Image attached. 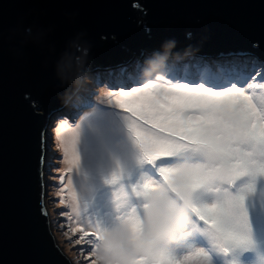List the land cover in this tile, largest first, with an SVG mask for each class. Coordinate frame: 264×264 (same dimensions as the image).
<instances>
[{
	"label": "water",
	"instance_id": "1",
	"mask_svg": "<svg viewBox=\"0 0 264 264\" xmlns=\"http://www.w3.org/2000/svg\"><path fill=\"white\" fill-rule=\"evenodd\" d=\"M149 46L264 57V0H0V264H75L42 199L49 109Z\"/></svg>",
	"mask_w": 264,
	"mask_h": 264
},
{
	"label": "snow or ice",
	"instance_id": "2",
	"mask_svg": "<svg viewBox=\"0 0 264 264\" xmlns=\"http://www.w3.org/2000/svg\"><path fill=\"white\" fill-rule=\"evenodd\" d=\"M246 85L252 87L247 81L235 80L219 89L201 82H172L159 89L151 81L139 88L127 86L122 95L145 93L142 106L162 122L161 132L167 128L168 136L178 140L141 139L137 134L140 154L136 162L150 166L156 181L134 185L131 192L143 202L130 204L129 211L106 223L102 233L84 232V236L95 235L102 245L108 242L104 250L107 264H128L129 260L133 264H181L167 246L182 236L190 237L188 247L204 245L198 255L209 256L214 251L228 255L250 244L254 231L264 232V191L258 198V186L264 190V100L256 104L255 94L246 91ZM117 103L126 108L123 102ZM126 110L136 114L131 107ZM182 152L191 153L183 164L162 158ZM188 159L193 163L188 164ZM115 166L112 184L124 177V163L116 159ZM104 182L109 181L106 178ZM217 182L211 202L197 195L201 190L210 191L209 185ZM118 227L126 229L125 236L114 235ZM201 237L208 240L210 248ZM100 246L97 244L98 249ZM188 259L190 256L184 257ZM209 259L210 264H219Z\"/></svg>",
	"mask_w": 264,
	"mask_h": 264
},
{
	"label": "rangeland",
	"instance_id": "3",
	"mask_svg": "<svg viewBox=\"0 0 264 264\" xmlns=\"http://www.w3.org/2000/svg\"><path fill=\"white\" fill-rule=\"evenodd\" d=\"M131 49L132 47L127 48V51H131ZM162 58L168 59L166 57ZM186 59V57L177 58L174 56L173 63L176 66H171L172 74L157 75L156 80L151 82L157 85L158 89L166 88L176 81V74L178 73L181 74L180 80L201 82L205 86L211 84L217 89L234 80L241 83L247 81L252 84V87L247 88L246 85V91L255 94V103L260 104L264 100V79L259 76L261 72L259 66H256L255 74L253 72L249 73L252 76V79H249V76L244 77L241 74L243 71L241 67L235 70V74L232 73L235 68L224 70L223 67L220 68L219 72L211 74L210 67L195 70ZM154 60L153 55L148 59L141 55L139 60L136 61L135 58V60L128 62L127 66L120 65L110 69L101 68L84 73L81 76L75 100L68 102L65 109L68 112L69 106H73V109L69 112V115L72 114L73 117L55 119L50 124V130L47 132H50V134L53 132V135L47 136V133L45 134L44 143L48 154L45 159L47 165H45L44 174L46 182H48L46 188L49 191L48 196H43V198L45 205L49 207L53 231L72 253L75 264H91L93 260L96 261V264H107L108 258L105 257L102 251V243L96 239L95 235L84 236V232L102 233L106 223L114 220L115 216L129 211L128 206L130 204L139 205L143 202L142 197H136L131 192L134 185L141 186L156 181V177L151 173L150 166L136 162V157L140 154L136 140L137 134L141 139L162 137L178 140L177 136H168L169 129L167 128L161 132L162 122L154 118L150 109L142 106L145 93L136 92L125 97L122 93L127 91L128 88L119 92L114 90L120 86L126 88L128 85H132V81L127 77L126 72L132 68L134 63H137L136 71L142 72L143 68H146L150 63L154 67ZM115 69H118L117 71L120 74L121 79L119 82L114 80ZM226 71H228L227 76ZM158 80H163V82L156 83ZM102 81L108 83L109 86L97 88ZM147 82L149 81L144 83ZM237 86L239 87L240 84L238 83ZM117 100L123 102L126 108H133L136 114L133 115L126 108L122 109ZM64 137H67L69 147L65 146ZM70 148L75 150L76 158L77 156L80 157V153H82L83 168L82 171H76V176L80 179L78 182L82 188L80 190L92 202L87 201L83 205L82 211L87 207L88 210L94 212L93 215H90L87 211V215L82 211L74 213L68 206V196L71 188V184L69 186L68 182L75 174V167L69 157ZM190 155L189 152H182L177 157L162 158L172 159L175 163L183 164L185 158ZM116 159H120L125 165L124 177L118 183L112 184L111 173L116 170ZM187 163L191 164L193 160L188 159ZM129 171L132 173L131 177ZM106 178L109 181L108 183L104 182ZM217 185H219V182L209 185L210 191L201 190L197 195L202 200L211 202L216 195L215 187ZM260 191L264 190H259L258 186V198ZM117 205L120 206L119 212L117 211ZM90 218L92 222L87 223V219ZM98 225L99 227H97ZM186 227L189 231L193 230L191 224L186 225ZM129 235H131L130 224ZM82 236L84 239L80 243H75ZM188 239L190 237L182 236L178 241L167 246V251L177 257L181 264H210L209 256L212 261H219V264H233V261H236L237 264H264V232L254 231L252 242L233 249L229 252L230 256L219 251L211 252L209 256L198 255V249L204 245L188 247ZM201 239H204L209 248L211 247L206 238L201 237ZM97 244L101 245L99 249ZM207 250L206 248L205 251ZM185 256H190V259L185 261ZM138 259L139 257H137ZM128 264H133V262L129 260Z\"/></svg>",
	"mask_w": 264,
	"mask_h": 264
},
{
	"label": "trees",
	"instance_id": "4",
	"mask_svg": "<svg viewBox=\"0 0 264 264\" xmlns=\"http://www.w3.org/2000/svg\"><path fill=\"white\" fill-rule=\"evenodd\" d=\"M136 48L138 50L137 53L139 52L138 54H142L144 51H148V52L159 51L161 53H164V54H161L162 56H164V57L167 56L166 51H164L160 46L136 47ZM148 52L145 53V56H147V57L150 56V53H148ZM243 54H244L243 51H240V52H237V53H234L232 55L225 57L224 55L220 54L216 50L202 51V52L197 53L196 56H193V59H192L193 61H192L191 65L195 70H202L204 67H210L211 74L213 72H219L221 67H223L224 70H230L229 68H235L234 71L232 72L233 74H235L236 73L235 70L238 69L239 67H241L243 69L241 74L244 77H248L251 70L255 69L256 66H260L261 73H264V58H262L261 56H258V55H252V59H251V61H249V57L251 55L248 53H245L244 55ZM154 57H155L154 61H156V62L153 61V63H155L154 67L150 63L147 65L146 68H143L142 72H140V71L137 72L136 71L137 63H135L133 65V67L127 72V77H129L131 79L132 86L138 87V86L142 85L145 81H154V80H156L157 75H163V74H167V73H169L170 75L172 74L171 66L175 67L176 64L173 63L170 58H168L166 60L160 59V54H157V53L154 54ZM201 57L203 58V61L199 62ZM166 64H168V65H166ZM112 65H114V64L113 63H106L105 64V66H112ZM227 72L228 71H226V73H225L226 76L228 75ZM120 79H121L120 74L116 70L115 74H114V80L119 82ZM159 82H163V80L156 81V83H159ZM174 82L184 83L186 81L180 80V74L178 73V74H176V81H174ZM107 85L109 86L108 83L102 81L99 84V86H97V88H99V87L106 88ZM114 90L116 92H119L120 90H127V88H123L120 86ZM72 109H73V106H70L68 112H70ZM55 110H56L55 107L52 108V112ZM66 118H68V114L67 115H60L59 117L56 118V120L66 119Z\"/></svg>",
	"mask_w": 264,
	"mask_h": 264
},
{
	"label": "bare ground",
	"instance_id": "5",
	"mask_svg": "<svg viewBox=\"0 0 264 264\" xmlns=\"http://www.w3.org/2000/svg\"><path fill=\"white\" fill-rule=\"evenodd\" d=\"M139 53V52H138ZM70 85V81L67 83V86ZM73 99H70L69 102H72ZM52 119V118H51ZM67 136V135H65ZM65 139V146L66 147H69V143L67 141V137H64ZM80 157L77 156L76 158V153H75V150L71 149L70 148V155L69 157L71 158V161H72V165L75 167V174L73 177H71V179L69 180V186L71 184V188H70V193H69V196H68V206L70 208V210L74 211V213H77V212H80L82 211V207L83 205L87 202V201H90L91 200L86 196V194H84L80 189H82L78 182L80 181L79 177L76 176V171H82V168H83V165H82V153H80ZM80 165V167H78ZM44 190H47L46 186H42L41 185V191L43 192ZM102 191V190H101ZM92 195H94V193H92ZM86 196V198H85ZM84 198H85V201H84ZM43 202H44V198H43ZM92 203V202H91ZM44 205H45V202H44ZM86 211L90 214V215H93L94 212H92L91 210H88V208H84L83 209V213L85 215H87L88 213H86ZM92 222L91 221V218L90 219H87V223H90ZM52 227V226H51ZM53 229V227H52ZM131 262V260H130Z\"/></svg>",
	"mask_w": 264,
	"mask_h": 264
},
{
	"label": "clouds",
	"instance_id": "6",
	"mask_svg": "<svg viewBox=\"0 0 264 264\" xmlns=\"http://www.w3.org/2000/svg\"><path fill=\"white\" fill-rule=\"evenodd\" d=\"M136 48V47H135ZM135 48H132L131 49V51H127L128 53L127 54H131V59H133L135 56L137 57L138 56V53H135L134 52V50H135ZM162 48V47H161ZM163 49V48H162ZM147 50V49H146ZM164 51H165V49H163ZM210 49H200V50H198V51H194V52H192V51H188V52H185V54H186V60L187 61H189L190 62V66L192 67V65H191V63H192V59H193V56H196L197 55V53H199V52H202V51H209ZM146 52H148V51H144L142 54H140V56L142 55L143 57H145V58H149V57H151V55H153L154 56V54L155 53H157V54H160L161 52H159V51H156V52H148V53H150V56L149 57H147V56H145V53ZM244 54L245 53H248V54H250L251 56L249 57V61H251V59H252V55H258V54H256V53H249V52H243ZM126 54V55H127ZM162 54H164V53H162ZM243 54V55H244ZM125 56V55H124ZM162 56V55H161ZM258 56H260V55H258ZM162 57H164V56H162ZM262 57V56H261ZM129 58V57H128ZM153 58V57H152ZM177 58H178V56H177ZM262 58H264V57H262ZM160 59H161V57H160ZM131 60H128L126 63H121V64H115V63H113L114 65H117V66H120V65H125V66H127V63L128 62H130ZM203 61V58L201 57L200 58V60H199V62H202ZM193 68V67H192ZM259 68H260V66H259ZM261 70V69H260ZM233 72V71H232ZM251 72H253L254 74L256 73V70L255 69H253V70H251ZM228 73V72H227ZM180 74V73H179ZM253 74V75H254ZM181 75V74H180ZM260 75H261V72H260ZM259 75V76H260ZM261 77V76H260ZM81 81V80H80ZM80 85V82H79V84H78V86ZM77 86V87H78ZM125 86V85H124ZM127 88V87H126ZM77 90H78V88H77ZM77 90H76V92L74 93V95L73 96H71L67 101H66V103L62 106H56L55 107V111H56V114L57 113H59V109H61V110H63V112H64V114L63 115H67L68 114V117L69 118H71V117H73L72 116V114L71 115H69V112H65V109H66V106H67V103L69 102V100L70 99H73V100H75V98H76V95H77ZM72 100V101H73ZM70 107V106H69ZM52 108H54V107H52ZM52 108H50L49 109V112H48V114H53V112L51 111L52 110ZM79 108H81V107H79ZM59 117V116H58ZM57 118V117H56ZM55 118V119H56ZM48 135H50V136H52L53 135V132L50 134V132L49 133H47V136ZM46 136V135H45ZM46 138V137H45ZM47 149V148H46ZM47 154H48V150H47ZM45 163H46V161H45ZM45 165H47V163L45 164ZM42 186H48V182H46V178H45V174H44V181L42 182ZM48 191L49 190H47V196H48ZM42 199H43V197H42ZM45 208H46V211L48 210L49 211V207H48V205H45ZM50 214V213H49ZM49 218H50V215H49ZM50 220H51V218H50ZM199 223V222H198ZM115 236H125L126 235V229L124 228V227H118L117 228V230H116V233L114 234ZM107 241L105 242V244H103L102 245V251L104 252V250H105V248H106V246H107ZM229 255V254H228ZM230 256V255H229Z\"/></svg>",
	"mask_w": 264,
	"mask_h": 264
}]
</instances>
